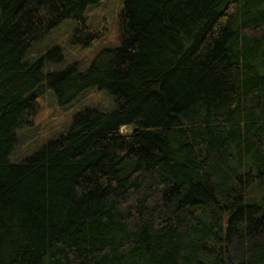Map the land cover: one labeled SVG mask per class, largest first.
I'll list each match as a JSON object with an SVG mask.
<instances>
[{"label": "trees", "instance_id": "obj_1", "mask_svg": "<svg viewBox=\"0 0 264 264\" xmlns=\"http://www.w3.org/2000/svg\"><path fill=\"white\" fill-rule=\"evenodd\" d=\"M100 2L0 0V264H264V0H126L87 68L31 55L68 21L89 46ZM90 89L111 108L15 158Z\"/></svg>", "mask_w": 264, "mask_h": 264}, {"label": "rangeland", "instance_id": "obj_2", "mask_svg": "<svg viewBox=\"0 0 264 264\" xmlns=\"http://www.w3.org/2000/svg\"><path fill=\"white\" fill-rule=\"evenodd\" d=\"M126 0H101L88 10V30L93 33L89 46L81 47L71 43L70 36L75 26L68 21L59 26L50 36L34 45L31 55L39 56L61 48L63 65L77 63L87 68L96 55L105 48H116L121 41L120 18ZM61 66V64H60ZM54 68L59 66L54 65ZM38 113L31 123L21 130V141L15 151V158L31 155L47 141L66 131L71 126L74 114L85 106L110 109L112 101L106 91L88 90L78 100L59 105L52 93L47 92L39 101ZM125 131L128 128H124Z\"/></svg>", "mask_w": 264, "mask_h": 264}]
</instances>
